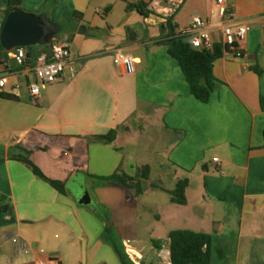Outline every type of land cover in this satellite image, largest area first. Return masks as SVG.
<instances>
[{"label": "crops", "instance_id": "obj_1", "mask_svg": "<svg viewBox=\"0 0 264 264\" xmlns=\"http://www.w3.org/2000/svg\"><path fill=\"white\" fill-rule=\"evenodd\" d=\"M10 1L0 0V19ZM16 1L54 22L74 12L81 19L64 32L68 66L37 100L26 87L34 57L26 49L18 59L1 57L3 94L16 100L0 98V264H116L106 224L134 264H171L172 230L209 234V264H264V0H224L250 30L241 56L231 50L214 62L207 103L190 94L178 62L157 41L167 33L166 18L175 33H188L197 17L212 45H223L225 22L210 15L213 0ZM117 50L132 58L133 74L114 64ZM111 130L112 142L97 139ZM153 143L165 145L160 164ZM27 153L65 194L15 158ZM144 165L149 176L138 195L98 179L117 170L134 176ZM183 179L186 204L176 205L168 192ZM80 183L104 220L77 202Z\"/></svg>", "mask_w": 264, "mask_h": 264}, {"label": "trees", "instance_id": "obj_2", "mask_svg": "<svg viewBox=\"0 0 264 264\" xmlns=\"http://www.w3.org/2000/svg\"><path fill=\"white\" fill-rule=\"evenodd\" d=\"M12 7H19V4L16 0H11L9 2V6L4 12L0 24H2L3 20ZM140 7H143V5L139 4V13L147 16V12L144 13ZM80 19L81 14L74 12L69 20L60 22V24L63 26V31L65 33H67L70 29L74 31ZM165 26L167 33L163 36L162 40L157 41V44L165 46L167 54L178 62L180 70L188 84L190 94L199 102L207 103L215 86V78L212 73L213 64L223 55L224 52L231 51L230 48L225 45L214 44L210 50L193 49L189 43V37L187 33H175L172 17L165 19ZM68 42L69 41H67L66 44ZM34 47V50L31 47L25 48L27 50V57L32 56L35 58L39 54V50L43 49L47 51L50 45ZM2 56H7V53L0 46V63ZM0 98L13 101L16 100V97L8 94H0ZM115 136L116 131L111 130L105 135L97 136V139L101 141L112 142ZM28 155L29 154L27 153L26 156L19 155L15 158L27 164L35 176L47 182L54 190L61 194H65L64 184L45 178L29 161ZM148 176L149 167L144 165L138 168L134 176H128L120 170H117L110 176L100 177L98 179L107 184L122 185L127 189H134L138 195L145 189V182L147 181ZM151 187L158 188V186L154 185ZM186 187V179L177 181L174 189L168 192L170 196V202L176 205H185ZM97 215L104 220V213L103 215H100V213ZM106 225L105 232L108 235H111V228L108 224ZM167 238L169 240V259L171 264H209V247L211 241L209 234L197 233L191 230H172L168 233ZM110 245L115 252L120 264H133L126 256L122 245L114 241L112 236H110Z\"/></svg>", "mask_w": 264, "mask_h": 264}, {"label": "built area", "instance_id": "obj_3", "mask_svg": "<svg viewBox=\"0 0 264 264\" xmlns=\"http://www.w3.org/2000/svg\"><path fill=\"white\" fill-rule=\"evenodd\" d=\"M212 17H219L224 20L222 27V42L223 45L230 48L235 53L236 57L241 56L242 52L239 46L246 39L250 27L246 23L234 21L233 12L228 9L224 0H213V7L210 12ZM189 43L193 49L210 50L212 42L207 31L205 22L200 18H192L190 30L187 33ZM25 48H17L7 53L10 59H18L16 52L22 51ZM70 61V51L66 43L56 40L51 43L49 49L38 54L34 58V65L31 67L33 81L27 83V91L32 101L37 100L40 90L46 85L57 81L63 71L68 66ZM115 65H121L126 75L134 73L133 60L130 56L117 50L113 55ZM70 72L73 75L74 69L71 67ZM7 86L6 76L0 74V94H3ZM17 86H14L16 88ZM216 161V159H213ZM49 264H57V260H51Z\"/></svg>", "mask_w": 264, "mask_h": 264}, {"label": "water", "instance_id": "obj_4", "mask_svg": "<svg viewBox=\"0 0 264 264\" xmlns=\"http://www.w3.org/2000/svg\"><path fill=\"white\" fill-rule=\"evenodd\" d=\"M84 31L83 26L77 29L78 34ZM57 39L66 43L68 35L64 34L60 23L52 21L44 12L35 14L12 7L0 24V46L6 53L17 48L49 46ZM75 188L77 202L81 205L89 204V196L82 184H77Z\"/></svg>", "mask_w": 264, "mask_h": 264}, {"label": "rangeland", "instance_id": "obj_5", "mask_svg": "<svg viewBox=\"0 0 264 264\" xmlns=\"http://www.w3.org/2000/svg\"><path fill=\"white\" fill-rule=\"evenodd\" d=\"M57 40H59V39H57ZM33 50L35 49V47L33 46V47H31ZM29 80H30V82H32L33 81V76L30 74L29 75ZM151 132H149V134H152V135H154L155 134V132H154V129L153 130H150ZM162 144H159L158 143V145L156 144V143H153L152 145H151V149H150V154H151V156H152V159H153V161H155L156 163L158 162L159 164L160 163H162L160 160H161V158H160V152L161 151H163L165 148V145L163 144L162 146H161ZM164 146V147H163ZM0 153H1V149H0ZM163 163H164V160H163ZM157 166V165H156ZM155 168V167H154ZM156 171H158V173H160L161 171H160V169H159V167L157 166L156 167ZM164 171V170H163ZM164 173H167V172H164ZM154 174V173H153ZM85 190L87 191V194L89 195V197H91V192H90V189L89 188H86L85 187ZM71 191H74V190H71ZM73 193V192H72ZM75 194H77L76 193V191L74 192ZM155 194H156V196H158V194H161L164 198H167L168 197V195H166L165 193H159L158 191H156L155 192ZM158 200V199H157ZM80 206H82L83 208H85L86 210H89L90 212H93V210H95L96 212H95V214H99L100 213V215H103V210L100 208H95L94 207V200H92V202H90L89 204H84V205H81L80 204ZM156 207V205H153V209ZM143 214H144V207H143V205H141L140 204V202H138V218L140 219V217H142L143 216ZM151 221L152 222H154V219H151ZM151 221L150 222H148V223H151ZM153 224V223H152ZM111 236V235H110ZM114 241H116V242H118V243H120V240L118 239V238H114L113 239ZM123 247V246H122ZM123 249H124V247H123ZM124 252H125V250H124ZM126 254V253H125ZM126 256L128 257V255L126 254ZM128 259H129V257H128ZM115 260V263L116 264H119L120 262H119V260H118V258L116 259H114ZM130 260V259H129ZM131 261V260H130ZM131 263H133L132 261H131ZM134 264V263H133Z\"/></svg>", "mask_w": 264, "mask_h": 264}]
</instances>
